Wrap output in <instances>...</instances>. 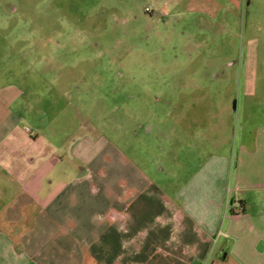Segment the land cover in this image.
<instances>
[{
  "label": "rangeland",
  "instance_id": "rangeland-1",
  "mask_svg": "<svg viewBox=\"0 0 264 264\" xmlns=\"http://www.w3.org/2000/svg\"><path fill=\"white\" fill-rule=\"evenodd\" d=\"M7 86L20 94L2 111L31 112L19 127L40 134L21 141L25 154L40 152L54 125L106 133L133 153L146 125L161 126L158 183L176 185L170 175L191 165H175L167 152L175 94L206 119L193 138L182 126L187 151L206 147L208 157L207 148L223 143L231 154L264 129V0H0V88Z\"/></svg>",
  "mask_w": 264,
  "mask_h": 264
},
{
  "label": "crops",
  "instance_id": "crops-1",
  "mask_svg": "<svg viewBox=\"0 0 264 264\" xmlns=\"http://www.w3.org/2000/svg\"><path fill=\"white\" fill-rule=\"evenodd\" d=\"M19 94L0 88V106ZM170 103L167 152L191 168L168 187L158 183L161 126L146 125L133 153L106 133L54 125L28 155L21 141L40 134L19 125L31 112L0 107V264H264V129L237 152L222 143L206 157L182 142V126L202 133L201 110L180 94Z\"/></svg>",
  "mask_w": 264,
  "mask_h": 264
},
{
  "label": "built area",
  "instance_id": "built-area-1",
  "mask_svg": "<svg viewBox=\"0 0 264 264\" xmlns=\"http://www.w3.org/2000/svg\"><path fill=\"white\" fill-rule=\"evenodd\" d=\"M147 10H150L149 8H147Z\"/></svg>",
  "mask_w": 264,
  "mask_h": 264
}]
</instances>
